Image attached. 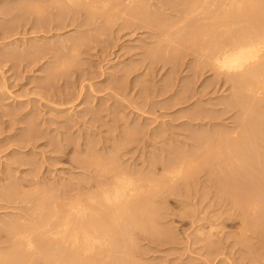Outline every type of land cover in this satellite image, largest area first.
<instances>
[{"label": "rangeland", "instance_id": "rangeland-1", "mask_svg": "<svg viewBox=\"0 0 264 264\" xmlns=\"http://www.w3.org/2000/svg\"><path fill=\"white\" fill-rule=\"evenodd\" d=\"M20 1L0 0V31L3 30L2 25L9 24L10 26L16 18L18 20L16 19L13 22V28L15 29L16 27V21L22 24L17 26L15 30L12 29L13 31L11 32L7 30L9 34L3 33L4 30L0 32V191L5 190V187L8 188L7 183L15 184L18 181L19 183L17 184L22 186L15 193L17 195L23 191L31 193L29 199H32V202L27 204L15 203L16 205L13 203L9 208V205L0 201L3 206L0 208V224H2L3 220L6 221L9 218L20 216V213L25 212H22V209H27V206L29 208L34 206L38 189L51 190L58 187L70 188V186L71 188H76L81 183L90 181V179L93 180V176L101 174L98 169L90 173L88 170H84L83 161L86 158L87 161L91 160L90 162L96 163L98 166L103 164L104 168L103 165H100L99 168L101 169L102 167L101 170L103 172L110 167V164L113 165L114 160V166L119 167V169L122 168V170H128L133 174L134 178L137 174L136 178L142 176L143 179L153 178L150 184H144L147 190L149 187L153 189V185L154 187L155 185L158 187L160 185L159 188L155 187L157 190L153 189L154 193L157 191L158 196L155 199L156 202L154 201V204H151L162 209V213L164 212L159 214V218L162 217L163 219L159 220L157 218L158 221L156 220L160 223L155 222L157 225L154 224L155 228L159 230L158 232L152 233L151 231L149 235L147 232L136 230L134 232L136 237L132 236V239L136 238V240L131 241V238H129L130 240L124 238V243L122 240L121 244L114 246L115 251L118 254L119 252L121 253L120 255L122 256L120 257L124 259L128 257L129 261L132 262L134 260V264H137V262L138 264H258V261L253 260L248 255L255 250V253L260 255L259 259L263 261V263L259 264H264V253L262 252L264 251V230L259 233L255 232L256 230L254 229L255 231H252L253 234L250 233L251 230L249 232L245 231V228L242 231L243 226L241 223H235V221L233 222L230 219L231 214L234 218L237 214L234 208L229 205V207L214 205V201H212L214 198L208 192V196L205 199L207 201L205 202L204 199H201V197H204V195H201L202 190L205 188H200V180L203 181L207 176L203 174L204 172L198 171V168L193 171L196 164L199 165L201 162L196 159L197 153L199 152L198 154H200V151L194 148L198 144L201 145L200 142L202 143V140H199L200 137H198L202 134L200 130L204 131L208 127L205 134L208 133L207 136H210L211 132V137L217 133L216 130L218 132H229L233 126H236L232 118L236 113L234 111L225 112V104H223L224 99H226L224 97H229L232 94L230 85L225 83L217 84V82L215 84L214 82L217 78L213 71L210 72V70L204 69L203 71L201 70L203 74L199 71L197 73L194 65L197 63L195 59L198 58L194 57V54H190L191 50L188 47L186 49L185 45L181 46L183 43L178 40L177 34H180L177 32L180 29L179 24L185 27V30L191 28L189 23L186 25L183 22L180 23V19L185 16L184 13H181L184 10L181 8L190 7L189 3L191 2H188L190 0H166L167 2L170 1L166 4L167 7L166 5L163 7L157 6V1L149 0L152 3V7L149 1L147 3V5L150 4V8L145 3L147 0L140 1L142 6L145 4V8L148 7L147 9L150 10L151 13L145 9L149 15L147 12L144 13V7L138 10V12L142 13H135L134 11L127 12V14L125 10L122 11V8L121 10L113 8V10L111 8L116 2L119 1V5H127L128 0H110L107 7L104 8L105 10L100 7L97 10L95 9L96 11L92 10V14L94 13L96 17L99 16L96 21V17L91 19V15L86 13L90 8V4H87L88 9H86L87 5L83 4L85 3V0H83L81 6L77 7L75 5L78 11L71 4L72 7L67 12L68 14L66 13L64 16L54 15L53 18L55 20L51 18L55 21L52 22L54 26L51 24L54 28L50 26L51 21L48 22L49 26L47 23L42 26L41 20L36 19L34 14H27L17 10H13L11 15L4 13V11L7 12L9 10L10 4L12 7ZM44 1L42 0L41 2L44 6L47 4L45 13L49 10L58 13L56 8L55 10L53 8L49 9L51 5L55 4L56 6L59 4L57 0L55 2L54 0ZM141 3L139 4L141 5ZM111 5L113 6L111 7ZM108 6H110L111 10L108 11L110 12L109 15L112 17L108 13L103 14L104 11L107 12ZM73 7L76 10H73ZM80 7H82V11ZM5 8L8 10H5ZM84 8L86 10H83ZM73 11L76 14L81 13L80 16L78 14L73 19V15H75ZM114 11L119 12V14L116 15ZM97 12L104 16L102 17ZM121 12H125L127 15L124 13L121 15ZM129 13H134V17H131L133 15ZM87 14L89 17L85 16ZM136 14L138 15L136 16ZM13 15L16 16L10 22V18ZM46 15L48 16L47 13ZM145 15L147 17L150 16L151 19L148 21ZM180 15L182 18H180ZM68 16L69 18H67ZM153 16L155 21L152 19ZM65 17L67 18L66 20H64ZM58 19L63 22L61 23L63 25H59L61 27L58 26V29H56ZM89 19L91 20L89 21ZM84 21L91 23L87 26ZM161 21H165L166 24H173L171 26L174 32H171L172 36L169 39L173 38L172 40H175V42L168 40V37L165 39L164 35L161 34V31H164L160 26ZM176 25H178L177 30ZM167 27L170 29V26L166 25ZM172 27L170 30L173 31ZM3 34H6V37ZM78 35L81 37L84 35L89 43L86 41L87 44H83V48L78 47L80 48L78 51L69 48L71 51L68 52L69 49H63L61 45L66 44L71 39V36L74 38L78 37ZM58 39L62 42L60 43ZM177 40L179 42H176ZM55 41L58 42V45ZM52 43L57 46L55 44L51 46ZM42 46L44 49L42 56L37 55L38 50H41ZM60 46L61 49H59ZM158 48L160 50L163 48L162 52ZM167 48H170V51ZM172 48H178L182 56L178 53L180 57H175L177 50H174V52ZM157 50L160 52H157ZM74 51L77 53H74ZM171 51L174 53L171 54ZM182 51L184 53H181ZM14 52L18 59L14 56ZM56 52L63 54V56L65 54L70 56L68 58L73 59L72 64L61 66V62L57 61L62 58ZM66 52L70 53V55ZM8 54H10V57ZM169 55L171 57L174 55L172 57L173 60ZM174 62L176 63L174 64ZM59 65L61 68L57 67ZM61 71L63 73H60V75L59 72ZM52 75H56L53 82L51 79ZM212 80L215 81L212 82ZM209 82H212V85ZM206 85L209 87L206 88ZM184 88L189 90L191 88L190 92L193 93L187 95L188 97L190 96L188 99H184L181 95V92L185 90ZM71 93L73 99L70 100L72 98ZM217 111L225 113L221 116V113L218 112V114ZM199 114L198 118L204 115L203 117L206 119L202 117V120L194 117V115ZM208 114V118L205 117ZM212 115L216 117L214 118ZM210 116L212 117L210 118ZM220 126L223 127L220 128ZM224 126L230 127L225 128ZM215 127L218 128L216 129ZM228 128L230 130H227ZM208 130L210 131L208 132ZM214 130L215 132H213ZM25 138L28 140L27 143H25L26 141L24 142ZM19 145L23 147L21 148ZM187 151L190 154L193 152L191 155L188 154V156L193 157L194 153L195 156L192 160L193 162L188 164V166L192 167L191 173L188 171L189 167H185V170L187 169L185 173H193L190 183L195 180L198 183L194 182L191 184L192 187L190 189L189 185H181V179L186 174L180 173V176L184 175L183 177L181 176L180 180L175 178L174 180L176 181L170 180L164 186V180L166 181L168 177L171 178L177 171L178 165L177 163H172L169 165V169L163 172L160 171L161 173L158 172L157 165L159 166L165 158L178 160L180 156H186ZM109 161L110 163H108ZM155 166L156 170L153 169ZM29 178L30 180L33 179L32 182ZM159 178H162L163 183L159 182ZM23 179L29 181L26 183ZM161 185L164 188L166 187L161 189V191L163 190L162 193L160 192ZM172 186L175 187L171 189ZM186 187L187 189L185 190ZM35 188L37 192L34 191ZM172 190L174 192H171ZM201 200L204 202L201 203ZM30 212H32L31 208ZM204 223H212L216 227L210 231L207 227L209 224L206 226ZM200 228L202 229L200 230ZM204 229L206 232L209 230V233L207 232V234L205 231L202 233ZM243 233H248L247 236L249 237L246 240L244 238L245 243L249 241L246 243L247 245L243 244L244 241L239 237ZM128 251L131 254L133 253V257ZM215 251L216 253H214ZM118 254L114 255L119 257Z\"/></svg>", "mask_w": 264, "mask_h": 264}, {"label": "bare ground", "instance_id": "bare-ground-1", "mask_svg": "<svg viewBox=\"0 0 264 264\" xmlns=\"http://www.w3.org/2000/svg\"><path fill=\"white\" fill-rule=\"evenodd\" d=\"M8 1H10V0H8ZM41 1L42 0H21L19 3L13 5L12 7L10 4L9 10L7 8H5V10L7 9L8 11L7 12L4 11V13H8L11 15L13 13L12 12L13 10H17V11H23V13L25 12L27 14L28 13L34 14V17L36 15V19L41 20L42 26H43V24L44 25L46 23L48 24V22L51 21L50 26L52 27V25L54 26V23H52L55 20L53 18L54 15L64 16L71 9V7H72L71 4H73V6L76 5L77 7H79V6H81V4L83 2V0L82 1L81 0H57L59 4L57 3L58 5H56V6H55V4L51 5L49 3L51 5V6L49 5L50 6L49 9L53 8L55 10V8H56L58 10V11L56 10L58 13H54L53 10L52 11L49 10L50 12L49 11L46 12L48 14V16H47L46 13L44 12V11H47V7H45V6H47V4L44 6ZM108 1H110V0H85V3H83V4H85V5L90 4L89 9H88V5L86 6V9H88L87 10L88 12L86 11V13L91 15V19H93L96 16L94 15V13L93 14L91 13L92 10H95V9L97 10V8H99V7L101 9L102 8L104 9L105 7H107ZM114 1H116V0H114ZM140 1L142 2L144 0H128L127 5H125V4L119 5L118 4L119 1H118V2H116V4L114 6L111 5V7L113 6L111 9H113V8L118 9L119 8L121 10V8H122V11L125 10L126 13L127 12H134V11L136 13V12H138V10H140L141 8L144 7L143 10L145 13V12H147L145 9H147L150 4L152 7V3L149 0H147V2L145 1L146 5H147V3L150 2V4L147 5L148 6L147 8H145V6H144L145 4L142 6V3ZM155 1H157L156 2L157 6H162V7L165 6L166 4H168V2H170V1L167 2L166 0H155ZM5 2H7V1H5ZM44 2H46V0ZM54 2H55V0H54ZM138 2L141 3V5ZM188 2H191V3H189L190 7L185 6L184 8H181V9H184V10H182L181 13H184L185 16H183L181 14L184 18L183 19L182 16L180 15L181 16L180 18H182V19H180V23L183 22V23H185L184 25L189 23V27H191V28L189 30H185V27L181 26L178 23L180 26V29H178V25H176L177 28L176 27L175 28H176V30L178 29L177 32L180 34H177L179 38L177 36H175V37H177L178 40L181 43H183V44H181V46L185 45L186 49L188 47V49L191 50L190 54H194L195 55L194 57L198 58V59H195L197 62V63L195 62L196 65L193 64L195 66V69H196L195 71L197 73H198V71L201 72V70L203 71L204 69L210 70V72L213 71L215 73V76L217 79L215 78L216 81L214 80L215 81L214 82L212 80V82H214L215 84L217 82V84L225 83L226 85L227 84L230 85V89L232 88L231 89L232 94L229 95V97H227V96L224 97L226 99H224L223 104H225V106H224L225 112L229 113L231 111H234L236 113L235 116L232 117L234 119V120L232 119L234 122L231 120L234 124H236V126H233V128L231 130L228 128L227 130H230L229 132H222V131L218 132L216 130L217 133H215V135H213L211 137V134H212L211 132H210V136H207V134H208L207 132H206L207 134H205V131L207 130L208 127L205 126L206 130H204V131L200 130L202 132V134H201V136H198V137H200L199 140H202V143L200 142L201 145L198 144V146H195L194 148H197V150L200 151V154H198L199 152L197 153L196 159L197 160L199 159V161H201V162L199 165L196 164L193 171H195V169L198 168V171L200 170L202 173L204 172L203 174L207 176L206 179H204L202 177L204 180L202 178H200L203 180V181L200 180V188L202 187V188H205L203 190H207V191L202 190L201 196L204 195L205 198L201 197V199H204V201H205V199L208 196L207 192L211 193L212 195L211 194L210 195L212 196V198H214L212 200V201H214V205H217V206L218 205H221V206L225 205L227 207L230 206L231 208H234L235 213H237V214L235 215V218L231 214L230 219L233 222L234 221H235V223L240 222L241 225L243 226L242 229L245 228V231H248V232H249V230H251L250 233H252V231L254 232L255 230H256L255 232L262 233V231L264 230V0H190ZM1 4H2V2H1ZM85 5H83V6H85ZM172 5H173V3H172ZM77 7H76V9H77ZM108 7H109L108 8L109 10L106 9L107 12L104 11L103 14L108 13V15H109L110 12H108V11H111V10H110V6H108ZM166 7H167V5H166ZM80 8H81L80 10L82 11V7H80ZM76 9H74V7H73V10H76ZM86 9L84 8L83 10H86ZM117 9H115V10L117 11ZM147 10H149V9H147ZM172 10L174 11V9H172ZM178 10H176V11H178ZM76 11H78V9ZM89 11L91 14L89 13ZM116 11H114V12H116ZM100 12H102V11H100ZM0 13H1V9H0ZM123 13L126 14L125 12H123ZM123 13L121 12V15ZM138 13H142V12H138ZM149 13H151L150 10H149ZM73 14H75V15H73V19H74L77 17L76 15H78L79 13L76 14V12L73 11ZM80 14H79V16H80ZM88 14L85 16L89 17ZM103 14H101L102 17L104 16ZM115 14L117 15V14H119V12L118 13L116 12ZM147 14H148V12H147ZM26 15H24V17H26ZM112 15H114V13H112ZM130 15H133L131 17H134L135 14L131 13ZM137 15L138 14H136V16ZM15 16L14 15H13V17L11 16L10 22H12V20L15 18ZM109 16H111V15H109ZM145 16H143V17L145 18ZM150 16H151V14H150ZM150 16H148V17L146 16L148 21L152 17V16L151 17ZM51 18H53L54 20H52ZM58 18H60V17H58ZM67 18H69V16ZM67 18L65 17L64 20H66ZM97 18H99V16H97L95 18V21L97 20ZM91 19H89V21ZM152 19L155 21L154 16ZM171 19H172V16H171ZM59 20L60 19H58L56 22V24L58 23L56 25L57 26L56 29H58L59 25H63V24H61L63 22H60L61 20L60 21ZM64 20L62 19V21H64ZM71 21H74V20H71ZM13 22H12V24H10V26H12L14 24ZM84 22H85V24L87 23L86 21H84ZM150 22H151V20H150ZM7 23H9V22H7ZM16 23H18V24H16ZM16 23H15V26H16L15 29L17 28V26L22 25V24H19V22H17V21H16ZM90 23L91 22H88L87 26ZM37 24H39V23H37ZM166 25L170 26V29H171V27H172L171 25H173V24H170V23L166 24L165 21H161L160 26L164 30V31H161L162 32L161 34L164 35L165 39H167L166 37H168V40H172L173 38L169 39V37L172 36L171 32H174V29L172 27V29H173V31H172L168 27L166 28ZM2 26H3L2 29L4 31L8 30L11 32V31H13L12 29H14L13 26H12V28H10L9 24H6V25L4 24ZM48 26H49V24H48ZM48 26H47V28H49ZM164 26H165V28H164ZM59 27H61V26H59ZM35 28L37 29V27H35ZM52 28H54V27H52ZM52 28H50V29H52ZM3 30H1V31H3ZM43 30H44V28H43ZM4 31H3V33L9 34L8 31L7 32L6 31L4 32ZM82 32H83V30H82ZM177 32H175V33H177ZM3 35H4V37H6L5 36L6 34H3ZM173 35H174V33H173ZM10 38H11V36H10ZM61 40H62V38H61ZM61 40H59L60 43L62 42ZM178 40L176 42H179ZM86 41H87V43H89V41L86 40L84 35H82V37L80 35H78V37L76 36L74 38L71 36V39L68 40V42L66 44L64 43L61 46L63 47V49H65V48L69 49L70 48L73 50L75 49V51L76 50L78 51V49L83 48V44H87ZM173 41L175 42V40H172L171 42H173ZM25 43H26V41H25ZM55 43L57 44L58 42L55 41ZM54 44L52 43L51 46H54ZM173 44H176V43H173ZM51 46H50V49H51ZM61 46L59 47V49H61ZM78 47H80V48H78ZM41 48H42L41 50L40 49L38 50L37 55L42 56L44 49H43V46ZM178 48H174V49L172 48V49H173V51L174 50L178 51ZM70 49L68 52L71 51ZM162 49L160 50L158 48V50H160L161 52H162ZM53 50H54V47H53ZM158 50H157V52H160ZM168 50L170 51V48ZM75 51H74V53H77ZM177 51L176 52L174 51L175 53H177V55H175V57L179 58L180 55L182 56V54H180L179 51L178 52ZM165 52L167 53L166 50H165ZM174 52L171 51V54H173ZM186 52L188 53L187 50H186ZM63 53H65V52L63 51ZM168 53H170V52H168ZM178 53L180 54L179 56H178ZM181 53H184V52L182 51ZM15 54L16 53L14 52V56H16ZM57 54H59V53H57ZM9 55L10 54H8V56ZM68 55H70V53ZM58 56L62 59H58V61L57 60L56 61L57 62L60 61L61 66H63V65L68 66V64H70L73 60L71 58H68L70 56H67L66 54H65V56H63V54L61 55V53H60ZM58 56H56V57L58 58ZM152 56H154V55H152ZM173 56L174 55H172V57ZM169 57H171V56L169 55ZM175 57H174V59L177 60V58H175ZM36 58H38V57H36ZM17 59H18V57H17ZM155 60H157V59H155ZM172 60H173V58H172ZM34 62H36V61H34ZM175 63L176 62H174V64ZM60 65L57 67L59 68ZM55 67H56V65H55ZM60 70H62V69H60ZM67 70H65V71H67ZM60 73H63V72L61 71V72H59V74ZM54 74H55V72H54ZM201 74H203V73L201 72ZM55 76L56 75L51 76L52 82H53V79L55 78ZM212 82L211 83L209 82V84L212 85ZM215 84H213V85H215ZM207 87H209V86L206 85V88ZM163 88H165V87H163ZM190 91H191V88H190V90L185 89L183 92H181L182 94L181 93L180 94L182 95V97L184 99L185 98L188 99L190 96L188 97L187 95L189 93H191ZM165 93H166V91H165ZM68 94H70V93H68ZM180 94H178V95L180 96ZM191 94H193V93H191ZM71 95H72V93H71ZM71 99H73V95H72V98H70V100ZM175 101H176V99H175ZM182 103H184V102H182ZM200 112H197V113H200ZM218 112L219 111H217V113ZM225 112H223V113H225ZM215 113H216V110H215ZM219 113H221V112H219ZM223 113H221V116L223 115ZM224 115H226V114H224ZM198 116H200V114L194 115V117H197L196 119H199V118L202 119V117L204 115L202 116V114H201L202 117H199V118H198ZM207 116H209V114L205 115V117H207ZM212 116H214V115H212ZM212 116H210V118ZM215 117L216 116H214V118ZM204 119H206V118H204ZM208 120H210V119H208ZM194 121H195V118H194ZM212 124H211V126H212ZM206 125H208V124H206ZM218 125H219V123H218ZM199 126H200V124H199ZM201 126H202V124H201ZM222 127L223 126H220V128H222ZM227 127H230V126H227ZM227 127H225V128H227ZM200 129H201V127H200ZM197 130H199V129H197ZM209 131L210 130H208V132ZM224 131H226V130H224ZM34 132H33V134H34ZM213 132H215V130ZM27 134H29V133H27ZM29 138H30V136H29ZM27 141L28 140L25 138L24 142L27 143ZM20 145H22V144H20ZM20 145H19V147H21ZM188 154H190V153L188 152L186 154V156L188 158L191 157L190 156L191 154L189 156H188ZM186 156L182 155V157L180 156V158L178 160L177 159H171V158H165L159 166L157 165V167H158L157 169L159 170L158 172H160V171L163 172V171L169 169V165L172 163H177V165H178L177 171L175 172V170H174L175 173L173 172L174 174L172 176L170 175L171 178H169V177H168V179L165 178L166 181L167 180L168 181L166 183V181L164 180V184H163L164 186L167 185L170 180L173 181L175 178L180 180V178H182L184 175L183 176L181 175L182 176L181 177L179 174L180 173L184 174L186 172L187 169L185 170V167H189L188 171H190V173H191L192 167L188 166V164L193 162L192 160L195 156V153H194L193 157H191L192 159L191 158L188 159ZM178 157H176V158H178ZM90 161L91 160L87 161V158H86V160L83 161V163H84L83 166L85 168L84 170H88L89 173L94 172L93 170H96V169H98L99 172L101 171V174L93 176L94 177L93 180L90 179V181H87L85 183H81V185L76 187V188H71V186H70V188H63V187H60V188L58 187L59 189L58 188L57 189H51L50 188L51 190H48L46 188H45L46 190H42L43 189L42 188V189H38L37 190L38 192L36 191V188H35L34 191H36L38 194L35 197L37 199L35 201L34 206L30 207L32 212H30V208H29V206H27L26 207L27 209H25V210L22 209V212L23 211L26 212L29 209L26 213L25 212L22 214L20 213V216L17 215L18 217H13L12 219L9 218L6 221L5 220L2 221V224H0V264H134L133 263L134 260L131 262L127 259L128 257L126 259L120 257V256H122V255H120L121 253L119 252V254H118V252L115 251L114 246L121 244L120 242L124 238L125 239L131 238V241L136 240V238L134 240L132 239V236H134V232L136 230H141V231L147 232L149 235H150L149 232H151V231H152V233H156L155 231H157V232L159 231L158 229L155 228L154 224L160 223V222H157L158 219L160 220L162 218V217L159 218V216H160L159 214H163L164 212L162 213L161 212L162 209L157 208L155 206H152V204H151L154 201L156 202L155 199L158 196L157 195L158 193H156L157 191L155 192L156 194L154 193V190L156 189L155 187L157 185H155V187H154V185L152 186L154 190L150 189V187L147 190V188L144 187V184H147V183L150 184V182H152L151 179H153V178L143 179L142 178L143 176L140 178H136V176L138 175L137 174V175H135V178H136L135 179L133 177V174L131 172H129L128 170H126V169L122 170V168L119 169V167L114 166L115 165L114 160H113V165L110 164L109 165L110 167H108L106 170L103 169L104 172L101 170L102 167H101V169H99L100 165H103V164H100L98 166V164H96V163L94 164ZM108 163H110V161ZM111 163H112V161H111ZM194 163H195V161H194ZM79 164H81V163H79ZM105 165H107V164H105ZM103 168H104V165H103ZM155 168H156V166L153 169L156 170ZM153 169H152V171H153ZM183 170H185V171H183ZM95 172H97V171H95ZM133 173H134V171H133ZM202 173H200V174H202ZM192 175H193V173L192 174H186L181 179L182 182L179 181L180 184L181 185L182 184L183 185H189L190 187L189 186H187V187H189V189H190L192 187L191 184H193L196 181L195 180L194 182L190 183V180L193 178ZM162 178H164V177H162ZM162 178L158 179L159 182H161V183H163ZM23 180L25 181V179H23ZM29 180H30V178H29ZM32 180H30V181L32 182ZM28 181H25V182L27 183ZM174 181H176V180H174ZM156 182H157V179H156ZM17 183H19V182L17 181ZM17 183H15V184L14 183L13 184L7 183L8 188L5 187L6 188L5 190L3 189L0 191V201H3L7 205H9V208H10V205H12L13 203L14 204L15 203L16 204H20V203L21 204L22 203L27 204V203L32 202V199H29V197L31 196V193H27L24 191L20 192L18 195L15 193L17 190H19L20 186H22L21 184H17ZM44 183H45V181H44ZM161 183H159V184H161ZM195 183H198V182H195ZM173 184H174V182H173ZM78 185H79V183H78ZM35 186H36V184H35ZM39 186H40V184H39ZM164 186H162V188H160L161 193L163 191V190L161 191V189H163ZM177 186H179V185H177ZM143 187H144V189H143ZM159 187H160V185H159ZM173 187H175V186H172L171 189ZM187 187L185 188V190L187 189ZM175 190H176V188H175ZM168 192H170V191H168ZM171 192H174V191L172 190ZM64 196H66V197H64ZM204 201L201 200V203ZM1 207H3V206L0 204V208ZM13 207H15V206L13 205ZM22 207H24V206H22ZM228 210H230V209H228ZM184 213H185V211H184ZM225 213H227V212H225ZM206 214H207V212H206ZM161 216H163V215H161ZM221 216H223V215H221ZM204 224H206V223H204ZM208 224H206V226L208 225L207 227L209 228L210 231L216 227L215 224H212V223H208ZM219 224H220V222H219ZM200 225H202V224H200ZM200 225H199V227H200ZM202 228H200V230ZM209 230H207L208 233H209ZM204 231L206 232L205 229L203 230V232L202 231H200V232L204 233ZM242 231H244V229ZM242 231H240V232H242ZM247 234L248 233H243L240 236L238 235L239 237H241L240 239L242 241H244L243 244H245V245H247L246 243L249 242V241L248 242L246 241V243H245L246 238L249 237V236H247ZM260 235H262V234H260ZM134 237H136V236H134ZM207 237H208V235H207ZM239 237H238V239H239ZM250 237H251V235H250ZM244 238H245V240H244ZM248 239H250V238H248ZM128 242H130V241H128ZM123 243H124V240H123ZM136 244H134V245L137 246ZM216 251L214 253H216ZM255 252L256 251L254 250V252H250L248 255H250L253 260L258 261L259 263H263V261L259 259L260 255H257ZM262 252L264 253V251H262ZM114 254H116V255L118 254L119 257H117ZM127 254L128 253H126V255ZM129 254H131V252H129ZM132 255H133V253L131 254V256ZM127 256H129V255H127ZM132 257H130V258L133 259ZM134 257H135V255H134ZM245 258H246V256H245ZM136 261H137V259H136ZM137 264H138V262H137Z\"/></svg>", "mask_w": 264, "mask_h": 264}]
</instances>
